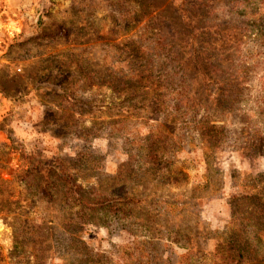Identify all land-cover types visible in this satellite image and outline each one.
<instances>
[{
  "label": "rangeland",
  "instance_id": "374dc122",
  "mask_svg": "<svg viewBox=\"0 0 264 264\" xmlns=\"http://www.w3.org/2000/svg\"><path fill=\"white\" fill-rule=\"evenodd\" d=\"M18 2L29 17L0 30V264H214L234 225L264 264V0ZM57 163L77 194L42 199L24 173Z\"/></svg>",
  "mask_w": 264,
  "mask_h": 264
},
{
  "label": "trees",
  "instance_id": "16d2710c",
  "mask_svg": "<svg viewBox=\"0 0 264 264\" xmlns=\"http://www.w3.org/2000/svg\"><path fill=\"white\" fill-rule=\"evenodd\" d=\"M23 177L25 183L29 180L31 187H33L31 180L36 181V188L39 189L42 199L50 197L54 198L59 195H66L73 198V196L77 194V190L70 189L68 190V192L65 193L61 190V188H63V185L65 186V184L68 182L72 183L73 185V181L69 178L71 177V175H67L66 167L62 168L59 163L48 164L44 167H42V165H38V168H36V166L31 167L28 172L24 173ZM73 187H75V185H73ZM66 188H69V186L66 185ZM262 209L263 208H261L260 210ZM245 221H247L246 227L252 229V233H255L253 240L255 241V243H259V240L256 237V234L261 232L259 228V222H255L253 218H247L245 219ZM61 223L62 233H74L73 236L75 235V237L71 236L73 237L71 239V242L74 243V246H72V244L70 243L67 246V249H72L74 251V255L76 256L75 263H80V260L78 259L79 255L86 254V256L88 255L91 257V252L88 250L87 245L85 244V242L80 240L79 236H77V234H79L82 230V226L85 224V222H82V220L79 222L76 221V219L69 218ZM137 226L144 227L145 229H147L148 227L147 225L144 226L143 223L140 225L137 224ZM73 230H76L77 232H72ZM239 232H241V230H238L237 227L234 225L233 228L229 229L228 233L226 234V238H224L221 242L216 245L215 253L213 254L214 264H261L262 260L258 256V249L256 247H253L252 243L249 244V242L244 245H241L238 240ZM36 241L39 242L40 246L44 243L43 240L37 239ZM47 242L48 248L46 249H48V251H51V242L49 239ZM14 243V249H22L25 245L17 237L15 238ZM147 244H150L149 246H151L152 251L155 250V246L151 243H148L146 241L136 242L137 248L139 250H144V248L147 247ZM78 250H80L81 253ZM199 255V252H197L196 254H192V252H189L187 253L186 259L189 261L190 264H192L191 262L195 260V258H197ZM85 262L86 264H101L100 260L88 259L85 260Z\"/></svg>",
  "mask_w": 264,
  "mask_h": 264
},
{
  "label": "crops",
  "instance_id": "0c3cea01",
  "mask_svg": "<svg viewBox=\"0 0 264 264\" xmlns=\"http://www.w3.org/2000/svg\"><path fill=\"white\" fill-rule=\"evenodd\" d=\"M0 30L4 33L6 24H13L21 27V19L24 15L29 17L31 11H20V4L18 0H0ZM29 10V9H28ZM23 13V14H22Z\"/></svg>",
  "mask_w": 264,
  "mask_h": 264
}]
</instances>
